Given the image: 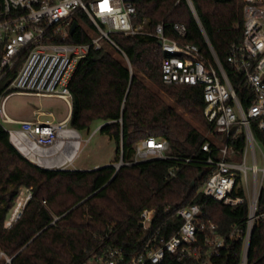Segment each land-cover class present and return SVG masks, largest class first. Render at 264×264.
Returning a JSON list of instances; mask_svg holds the SVG:
<instances>
[{
  "label": "trees",
  "instance_id": "trees-1",
  "mask_svg": "<svg viewBox=\"0 0 264 264\" xmlns=\"http://www.w3.org/2000/svg\"><path fill=\"white\" fill-rule=\"evenodd\" d=\"M135 6V23L146 21L149 33L162 23L167 36L177 39L174 25H185L187 35L181 41L198 45L212 59L210 44L232 77L227 58L232 46L242 43L244 0H136ZM112 37L130 65L123 55L106 51H92L81 61L71 83L70 126L79 132L102 121L100 132L117 145L114 163L120 156L131 162L138 144L149 138L168 142L169 154L177 159L123 166L117 174L114 165L90 171L45 169L16 149L0 120V252L12 258L11 264H84L92 252L113 244L133 254L149 239L157 240L158 246L161 238L170 239L183 225L176 211L198 204L202 218L216 223L221 235L228 237L234 229L239 233L213 263L244 264L241 238L248 227V201L232 207L200 192L212 170L202 149L209 139L192 123L211 129L201 89L163 84L161 70L167 55L155 37ZM88 39L79 32L69 42ZM3 91L0 86V98ZM235 147L244 151V136ZM191 157L196 161L185 165L183 160ZM176 167L180 168L173 178L170 171ZM23 189H30L32 198L21 219L8 228L6 222ZM145 209L156 210L147 232L140 220ZM262 214L264 193L257 212ZM5 262L2 259L0 264ZM165 264L187 263L170 257ZM245 264H264L261 218L252 229Z\"/></svg>",
  "mask_w": 264,
  "mask_h": 264
},
{
  "label": "built area",
  "instance_id": "built-area-1",
  "mask_svg": "<svg viewBox=\"0 0 264 264\" xmlns=\"http://www.w3.org/2000/svg\"><path fill=\"white\" fill-rule=\"evenodd\" d=\"M135 1L0 0V86H4L0 120L3 124L19 125L8 132L12 144L26 159L45 169L52 163L63 170V166L73 162L82 145L79 132L70 126V118L61 122L14 121L4 108L8 97L14 93L54 97L73 106L71 83L81 61L90 52L123 55L130 65L112 36L155 37L167 55L161 70L163 84L202 91L204 116L213 139L207 137L209 140L202 145L208 153L205 164L212 170L200 192L232 207L249 203L247 232L241 238L245 264L255 221L264 220V214L257 215L264 193V0H244L242 43L233 45L227 58L232 77L209 42L212 59L198 45L181 41L187 35L185 25H174L177 36L174 39L167 36L162 23L152 33L146 30V21L136 24ZM83 16L90 22L86 29L81 24L86 23ZM75 23L77 29L72 35ZM79 32L89 39L69 42ZM44 115L53 116V113ZM241 136L245 148L239 153L235 142ZM169 150L168 142L149 138L138 144L131 162H124L122 157L114 166L117 171L153 159H177ZM183 161L187 165L196 159ZM179 168L170 171L171 177H176ZM23 190L25 194L21 191L6 222L8 228L21 219L32 198L30 189ZM155 213V209H145L140 214L144 231L150 230ZM176 215L183 225L170 239L161 238L160 246L157 240L149 239L142 250L128 254L123 247L113 244L92 252L84 264H165L170 257L187 264H214V256L229 249V241L239 235L237 229L228 237L221 235L216 223L202 218V207L198 204L178 209ZM2 259L6 260L5 264L12 263V258L0 252Z\"/></svg>",
  "mask_w": 264,
  "mask_h": 264
},
{
  "label": "rangeland",
  "instance_id": "rangeland-1",
  "mask_svg": "<svg viewBox=\"0 0 264 264\" xmlns=\"http://www.w3.org/2000/svg\"><path fill=\"white\" fill-rule=\"evenodd\" d=\"M82 28H88V24L83 22ZM171 102V101H170ZM2 104H0V107ZM4 108L8 116L14 121H55L61 122L70 118L72 115V104L67 101L54 97H35L26 96L22 94H11L4 104ZM181 113L183 111L178 109ZM53 113V116L44 115L46 113ZM41 113H44L41 115ZM185 114V113H184ZM41 115V116H39ZM186 115V114H185ZM193 125L204 134L205 137L213 139L207 127L201 123L193 122ZM18 127L17 124H14ZM103 125L102 121H94L88 130L79 131L82 138L81 150L75 157L73 162L68 166H63V169H75L90 171L98 168L108 166L110 164H118L121 161V156L117 163L116 150L117 145L114 140L103 135L100 128ZM7 129L14 128L12 124H5ZM68 157V154L66 155ZM48 169H58L50 163ZM25 194V190H22ZM44 203V202H43ZM45 204V203H44ZM58 217L55 216V219Z\"/></svg>",
  "mask_w": 264,
  "mask_h": 264
},
{
  "label": "water",
  "instance_id": "water-1",
  "mask_svg": "<svg viewBox=\"0 0 264 264\" xmlns=\"http://www.w3.org/2000/svg\"><path fill=\"white\" fill-rule=\"evenodd\" d=\"M76 29H77V24L75 23V24L73 25L72 29H71V34H72V35L75 33ZM159 45H162V43L159 42ZM119 170H120V169H118V170L116 171V174L118 173ZM193 186H194V184H193ZM141 226H143V224H141Z\"/></svg>",
  "mask_w": 264,
  "mask_h": 264
},
{
  "label": "crops",
  "instance_id": "crops-1",
  "mask_svg": "<svg viewBox=\"0 0 264 264\" xmlns=\"http://www.w3.org/2000/svg\"><path fill=\"white\" fill-rule=\"evenodd\" d=\"M70 118H71V116H70ZM12 125L14 126V128H17L14 124H12ZM103 125H104V124H103ZM103 125H102V126H103ZM102 126H101V127H102ZM18 127H19V125H18ZM110 165H114V164H110ZM74 170H75V169H74Z\"/></svg>",
  "mask_w": 264,
  "mask_h": 264
}]
</instances>
